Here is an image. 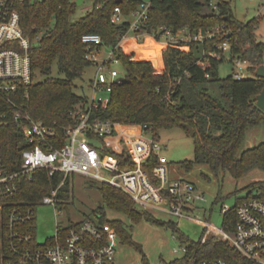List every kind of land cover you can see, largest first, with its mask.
Listing matches in <instances>:
<instances>
[{
	"label": "trees",
	"instance_id": "trees-1",
	"mask_svg": "<svg viewBox=\"0 0 264 264\" xmlns=\"http://www.w3.org/2000/svg\"><path fill=\"white\" fill-rule=\"evenodd\" d=\"M140 2L110 0L103 8L95 7L76 20L73 15L78 5L70 0H28L19 5L24 35L32 39L39 36L30 49L35 80L29 86V112L35 119L56 127L58 146L65 142V127L78 123L73 114L88 104L87 96L74 91V80L81 78L85 68L92 65L86 59L83 34H101L104 46L114 49L129 30V22L112 24L110 14L114 6L120 5L127 15ZM207 7L212 10H206ZM219 24L224 25L225 31L217 33L213 39L179 43L158 40L157 30L164 25L175 32L188 27L194 33H207ZM256 25L254 20H238L227 2L212 5L211 0H152L149 19L141 31L157 38L130 39L128 45L115 49L127 76L115 83L108 106L98 108L91 118L115 124L148 125L156 138L161 129L179 127L193 136L195 143V160L181 164L187 169L203 163L215 174L228 170L235 179L243 178L256 168L264 170V143L244 151L240 149L246 131L264 120V111L255 98L262 91L264 80L256 76L237 79L234 74L221 78L218 70L226 52L217 45L227 39L232 62L235 58L246 60L254 73L264 64V42L256 37ZM215 51L221 53L219 58L208 55ZM200 60L206 61V66L198 63ZM54 64L62 76H52ZM38 73L44 79L39 80ZM9 109L0 98V115ZM98 141L107 153L120 159L122 167L136 165L128 152H114L106 148L103 138ZM30 146L16 123L0 124V167L4 172L14 173L20 169L22 151ZM157 163L158 157L151 154L144 168L152 173ZM62 180L63 174L51 176L44 169H36L22 182L20 191L8 200V205L36 204L50 195ZM100 187L109 207L134 221L149 217L147 211L121 189L105 182ZM247 190L248 195L261 191L260 197L264 199V180L253 183ZM236 200L237 204L241 197ZM235 207L223 213V228L227 231H232L237 221ZM6 219L5 215L0 216V264L7 258ZM100 221L110 223L119 237L133 243L121 220H107L101 213ZM170 225L186 253L165 264H199L204 259L217 258H225L228 264H247L229 243L217 238L204 243L192 241L179 233L175 222L171 221ZM27 229L36 232V222L27 225Z\"/></svg>",
	"mask_w": 264,
	"mask_h": 264
},
{
	"label": "built area",
	"instance_id": "built-area-1",
	"mask_svg": "<svg viewBox=\"0 0 264 264\" xmlns=\"http://www.w3.org/2000/svg\"><path fill=\"white\" fill-rule=\"evenodd\" d=\"M28 0H0V98L9 105L0 115V124L9 126L16 123L30 148L22 151V164L14 173H6L0 167V216H6V254L3 264H114L119 235L110 223L92 219L73 223L57 230L45 243L36 239V233L27 229V225L35 222L37 204L54 205L58 203V193L71 174H81L98 182H105L119 188L143 209H159L179 218L190 217V211L196 204L205 200V194L197 190L195 184L188 180H170L167 159L160 155L161 146L152 134V127L141 124L112 123L105 120L92 119L91 115L98 108L107 107L115 83L127 76L125 68L120 70L121 60L115 49L131 39L144 40L148 36L143 33L149 19L152 0H141L139 6L124 14L120 5L114 6L110 17L112 24L129 22V30L113 49L104 46L101 34H83L82 41L86 45V59L94 65L97 73L91 85L94 94L88 98V104L79 107L73 114L78 123L67 126L63 131L65 142L55 143L59 137L56 127L35 119L29 112L27 104L29 86L34 82L32 56L30 49L35 40L24 35L21 25L19 5ZM92 9L103 8L110 0H93ZM97 1H99L97 3ZM225 31L224 25H217L207 33H194L188 27L175 32L168 26L157 30L161 43H179L204 41L213 39L217 33ZM132 34V35H131ZM229 41L217 45L225 52L229 51ZM105 49V50H104ZM219 58V51L208 54ZM240 67L249 65L246 60L235 58ZM203 66L207 62L200 60ZM237 79L244 78L235 72ZM103 92L107 96H102ZM103 138L106 148L114 152L126 151L136 163L134 167H122L120 159L107 153L100 143ZM118 140L120 150L113 149L110 139ZM151 154L158 157L150 173L144 168ZM36 169H44L51 176L63 174V180L50 195L44 196L36 204L16 202L8 205V200L20 191L22 182L30 178ZM261 191L246 193L236 204L237 221L232 231L223 227L218 229L206 220L202 242L217 238L230 244L240 253L247 264H264V199ZM231 208L225 207L223 213ZM176 252V250H174ZM183 251H186L184 247ZM186 253V252H185ZM199 264H228L225 258L204 259Z\"/></svg>",
	"mask_w": 264,
	"mask_h": 264
},
{
	"label": "rangeland",
	"instance_id": "rangeland-1",
	"mask_svg": "<svg viewBox=\"0 0 264 264\" xmlns=\"http://www.w3.org/2000/svg\"><path fill=\"white\" fill-rule=\"evenodd\" d=\"M70 1L74 4L77 2L76 0ZM84 1L76 7L73 15L75 20L92 10L94 1ZM221 2L230 4L238 20L256 21V37L264 42V0H211L212 5ZM206 10L210 11L212 7H207ZM130 39L125 42V45L129 44ZM218 65L221 78L232 76L235 72L241 73L244 78L255 76L249 65L244 64L240 67L236 62H232L229 51L225 53V59ZM116 67L123 70L121 65H116ZM52 69V76H62L56 64L52 66ZM85 69L81 78L74 80V91L90 99L94 94L91 82L98 68L89 65ZM38 79L42 80L44 77L38 73ZM101 95L107 96V93L103 92ZM246 132L240 146L241 151L264 143V120L251 126ZM158 134L157 139L161 146L160 155L168 159L166 167L169 179L188 180L196 185L200 193L205 194V200L198 202L196 208L190 211L191 218H179L159 209H146L149 217L134 221L124 213L105 204L100 187L101 181L98 182L75 173L69 176L68 184L62 186L57 206L37 204L35 216L37 241L45 243L55 234L57 226L64 229L84 219L98 220L103 213L107 220H121L133 241V243H127L123 238H119L114 264H165L185 254L184 244L170 225L171 221L176 223L179 233L185 238L199 242L203 239L205 229L204 224L199 221L206 220L216 228H222L223 209L234 207L237 197L245 196L248 192L247 188L255 182L264 180V170L258 168L241 179H235L228 170L215 174L211 167L203 163L187 169L181 164L184 161L195 160L196 150L193 136L183 132L179 127L161 129ZM115 150H120V148Z\"/></svg>",
	"mask_w": 264,
	"mask_h": 264
},
{
	"label": "water",
	"instance_id": "water-1",
	"mask_svg": "<svg viewBox=\"0 0 264 264\" xmlns=\"http://www.w3.org/2000/svg\"><path fill=\"white\" fill-rule=\"evenodd\" d=\"M76 1H77L76 4L78 6L85 2L84 0H76ZM255 76L258 78H262L264 80V64L257 67L255 71ZM255 98L257 99L258 106L264 111V87L262 91L256 95Z\"/></svg>",
	"mask_w": 264,
	"mask_h": 264
},
{
	"label": "crops",
	"instance_id": "crops-1",
	"mask_svg": "<svg viewBox=\"0 0 264 264\" xmlns=\"http://www.w3.org/2000/svg\"><path fill=\"white\" fill-rule=\"evenodd\" d=\"M130 42V41H129ZM126 45H128V43L126 44ZM125 46V43L123 44V47ZM127 126H129V125H123V127H127ZM110 141L112 142V145H113V149H116V148H118L119 147V143H118V140H117V138L116 139H110ZM167 161H168V159H167Z\"/></svg>",
	"mask_w": 264,
	"mask_h": 264
}]
</instances>
